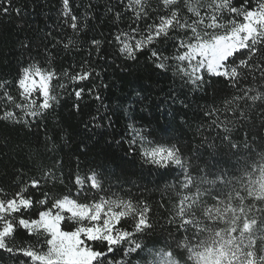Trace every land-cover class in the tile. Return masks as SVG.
<instances>
[{
    "label": "trees",
    "instance_id": "16d2710c",
    "mask_svg": "<svg viewBox=\"0 0 264 264\" xmlns=\"http://www.w3.org/2000/svg\"><path fill=\"white\" fill-rule=\"evenodd\" d=\"M242 3L244 0H233L235 7ZM256 4L257 0H250L251 7ZM146 7L151 18L136 21L135 12L139 9L129 6V0H69L67 15L63 0H10V4L9 0H0V81L9 82V91L17 96L15 81L21 69L38 64L56 72L53 85L58 97L42 117L34 119L18 112L23 116L20 123L0 120V189L11 198L21 187H27L26 195L37 201L48 193L47 207H51L55 198L70 191L75 196L76 176L84 178L95 169L103 173L104 189L109 195L116 193L150 208L151 228L137 237L146 249L167 250L172 244L183 264L187 254L175 248L173 242L181 241L186 233L178 230V218L176 223H170L186 194L181 188L183 170L174 165L163 168L145 163L139 143L134 146L135 151H130L126 142L131 139L129 126L152 133L150 140L178 145L195 184L206 190L201 199L213 205L214 197L221 192L226 195L229 188L211 181L221 173L228 174L226 179L240 177L245 169L261 163L264 102L233 97L243 95L240 89H252L249 95L264 93V79L261 69L256 68L237 89L223 78L205 74L204 84L195 88L175 73V61H165L167 70L156 67L160 61L152 57L148 48L137 52L135 59L121 54L116 37L122 32L131 33L132 28H146L163 10L160 0H147ZM72 15L78 18V32L70 26ZM225 16L231 18L227 13ZM131 35L134 45L140 37ZM174 35L179 38L184 34ZM70 39L73 43L66 49L64 44ZM93 40L99 45H94ZM154 47L163 56L176 52L171 39H161ZM244 55L247 56L246 51ZM241 58L238 56L237 61ZM259 59L254 57L253 63ZM65 71L69 76L64 75ZM83 71L91 73L88 79L71 80V75ZM60 84L65 87L60 88ZM78 89H83L80 98L75 94ZM4 107L0 104V115ZM8 107L11 109V105ZM205 112L212 115L206 116ZM226 136L229 139H224ZM233 144L239 147L233 148ZM45 172L53 173L55 181L45 177ZM258 176V171L253 173V179ZM34 179L40 181L38 188L31 187ZM235 187L240 188V184ZM190 188L191 192L196 191L195 187ZM85 193L90 202L93 193L87 185L80 194L81 202H86ZM241 194L246 196V192ZM253 203L264 207V203L245 200L246 205ZM40 210L36 204L26 215L35 217ZM124 226L132 228L131 217L124 218ZM62 227L70 230L74 225L69 222ZM37 239L44 241V237L17 229L14 239L7 243L9 247H27L35 245ZM123 255L118 251L111 258L120 261ZM144 255L134 253L125 259L141 264ZM23 261L32 264L30 258L18 252L0 249V264Z\"/></svg>",
    "mask_w": 264,
    "mask_h": 264
},
{
    "label": "snow or ice",
    "instance_id": "6c2138e0",
    "mask_svg": "<svg viewBox=\"0 0 264 264\" xmlns=\"http://www.w3.org/2000/svg\"><path fill=\"white\" fill-rule=\"evenodd\" d=\"M160 2L163 10L153 23L143 29H131V33L140 37L135 39L134 45L131 33L122 32L116 37L121 44V54L135 59L137 52L148 48L152 57L160 61L156 67L167 70L165 61H175V73L195 88L204 84L205 74L223 78L237 89L256 68L261 69V78L264 79V0H257L255 7H251L250 0H244L239 7L233 6V0H182V7L181 0ZM63 4L67 15L69 0H63ZM146 4L147 0H129V6L139 9L135 12L136 21L151 18ZM3 11L7 13L8 9ZM225 13L231 18H226ZM77 20L72 15L70 26L78 32ZM174 33L184 35L178 38ZM161 39L174 41L176 52L172 56H163L154 47ZM72 43L70 39L64 47L67 49ZM92 43L99 45L100 42L93 40ZM238 56L243 58L237 61ZM254 57H259V61L253 63ZM64 75L69 76V73L65 71ZM90 75L89 71H83L70 78L75 82L86 80ZM56 78L55 71L30 64L21 69L15 81L17 96L9 91V82L0 81V104L5 106L0 120L20 123L23 116L42 117L58 99L53 85ZM252 78L255 79V76ZM59 87L64 88L65 85L60 84ZM240 90L243 95L234 96L233 100L264 102V93L249 95L252 89ZM82 92L83 89L75 91L77 98ZM226 103L231 104L232 101ZM231 110L235 112L236 108ZM205 115L211 116L212 112H205ZM240 115H244L243 111ZM261 115L264 116V112ZM129 135L131 139L126 141L129 150L135 151L134 146L139 143L140 155L145 163L163 168L174 165L183 170L181 188L186 194L182 195L176 214L170 221L176 223L178 218V230L186 233L181 241L173 242L175 248L187 254L183 264H264V254H261L264 253V207L256 203L245 204L246 199L264 203V154L261 155V163L253 164L250 170L245 169L242 176L226 179L228 174L221 173L211 181L213 185L217 182L224 184L229 191L226 195L221 192L214 197L215 204L207 205L201 199L206 190L195 184L178 145L150 140L148 137L152 133H145L134 125L129 126ZM224 139L229 138L226 136ZM232 147L238 148L239 145L233 144ZM257 171L259 176L253 179V173ZM44 175L55 181L53 173L45 172ZM236 183L240 184V188L235 187ZM75 184L78 186L75 196L70 191L63 197L55 198L51 207H47L48 193L44 194V199L37 201L26 195L27 187H21L11 194V198L0 189V249L13 254L18 252L30 258L32 264H131L125 258L134 253L137 256L145 253L141 264H181L172 250V244L167 250L146 249L142 240L137 238L151 228L150 208L146 204L140 206L116 193L109 195L104 189L103 173L95 169L84 178L76 176ZM86 185L93 193L92 199L88 202L85 193L86 202H81L80 194L85 192ZM39 186V180L31 181L32 188ZM190 186L196 188L194 193ZM242 192H246V196ZM36 204L42 210L35 217L26 215ZM198 209L200 215H197ZM127 217L133 220L131 229L124 226V218ZM69 222L74 227L64 230L62 225ZM17 229L38 238L43 235L44 241L41 243L37 239L35 245L9 247L7 241L14 239ZM189 231L191 235H187ZM118 251L124 254L120 261L111 258ZM22 264H27V261Z\"/></svg>",
    "mask_w": 264,
    "mask_h": 264
},
{
    "label": "rangeland",
    "instance_id": "374dc122",
    "mask_svg": "<svg viewBox=\"0 0 264 264\" xmlns=\"http://www.w3.org/2000/svg\"><path fill=\"white\" fill-rule=\"evenodd\" d=\"M40 237H44L43 235H41ZM44 250H46V247H45V249Z\"/></svg>",
    "mask_w": 264,
    "mask_h": 264
}]
</instances>
